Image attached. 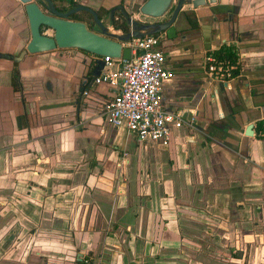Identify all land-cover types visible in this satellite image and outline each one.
Returning a JSON list of instances; mask_svg holds the SVG:
<instances>
[{"label": "crops", "instance_id": "obj_1", "mask_svg": "<svg viewBox=\"0 0 264 264\" xmlns=\"http://www.w3.org/2000/svg\"><path fill=\"white\" fill-rule=\"evenodd\" d=\"M183 9L164 42L174 77L163 103L185 118L168 146L109 123L108 84H94L77 114L95 55L28 53L26 104L0 58V264H264V0ZM229 28L242 38L240 74L219 82L206 58ZM30 39L25 3L0 0V52Z\"/></svg>", "mask_w": 264, "mask_h": 264}, {"label": "built area", "instance_id": "obj_2", "mask_svg": "<svg viewBox=\"0 0 264 264\" xmlns=\"http://www.w3.org/2000/svg\"><path fill=\"white\" fill-rule=\"evenodd\" d=\"M130 59L101 57L104 68L84 90L89 95L94 84H108L114 94L107 101L105 114L115 128L124 127L140 142L154 141L168 146L174 129L184 126V117L169 110L163 103V87L174 77L167 65V55L160 35L151 34L134 39ZM207 72L214 80L230 82L236 68L227 60L207 55ZM89 84V83H88Z\"/></svg>", "mask_w": 264, "mask_h": 264}, {"label": "water", "instance_id": "obj_3", "mask_svg": "<svg viewBox=\"0 0 264 264\" xmlns=\"http://www.w3.org/2000/svg\"><path fill=\"white\" fill-rule=\"evenodd\" d=\"M21 1L26 4L25 9L31 31V39L24 53L36 54L57 49L77 48L95 55L96 66L88 72V87L104 68L105 61L101 57L130 59L132 48L129 44L134 39L158 34L176 26L186 15L184 6L192 5L200 8L217 2V0H146L139 8L132 10L133 13L128 11L125 5L111 9L112 16L108 21V15L102 17L99 10L89 5H74L71 9L62 11L54 0H41L40 3L46 9L44 10L36 0ZM82 10L92 16L94 23L92 28H89L85 21L69 18ZM116 11L118 12L115 22ZM134 13L150 18H160L170 14V18L166 21H142L134 17ZM128 26L130 30L123 32L122 29H127ZM43 27L53 30V34L42 33ZM253 127L252 123L248 125L247 135H253Z\"/></svg>", "mask_w": 264, "mask_h": 264}, {"label": "flooded vegetation", "instance_id": "obj_4", "mask_svg": "<svg viewBox=\"0 0 264 264\" xmlns=\"http://www.w3.org/2000/svg\"><path fill=\"white\" fill-rule=\"evenodd\" d=\"M36 1L42 6V8L44 10H46L43 7L42 3H40L41 0H36ZM54 2L56 3V5H57V7L59 9H62V11H67V10L71 9L74 5H79V4L87 5V4L83 3L82 0H54ZM117 2H118L117 4H114V5H111V6L102 5V7H100V9H97V10H99V12L102 15V17H105L106 15H108V18H109L108 21H110V18L112 16L111 9H113L115 7H119L120 5H125L126 9L128 11H130L131 13H133L132 10L137 9V8H139L140 5H142V4L137 3V2L134 3V0H118ZM117 12L118 11L115 12V22H116V19H117ZM84 15H87V17L84 16ZM232 16H233L232 14H229V16L226 18V21L228 23L231 22ZM69 18L73 19V20L85 21L88 24L89 28H92V26L94 25V23L92 22V16L88 12L83 11V10L74 13ZM88 18H89V20H88ZM169 18H170V14L167 15V16L165 15V16L160 17V18H153V20L154 21H166ZM183 19L184 18H182V20ZM182 20L178 23V25L182 23ZM173 27H175V26H172L170 29L157 34V35H160L161 38H162V47L163 48H164V42L166 41L168 36L171 35V34L174 35V33L171 31ZM44 28L48 29L47 27H43L42 28V33H46L44 31ZM129 30H130L129 26H128L127 29H122L123 32L129 31ZM178 33L179 32L176 31L175 35H177ZM241 42H242V38L239 37L238 33H236V31H233L231 28H229L226 37H224V44L237 47L238 43L240 44ZM25 50H26V48L22 49L21 51H19L17 53L0 52V58L8 59V60L12 61V63H13L12 84H13V71H14V69L16 68V66L19 68V65H20L21 61L28 54V52L24 53ZM164 51H165V49H164ZM6 53L12 54V55H14V57L13 58H8V57L5 56ZM165 53H166V51H165ZM166 55H167V53H166ZM167 62H168V55H167ZM20 78H21L20 81H21L23 90H22V92L16 90L15 88H14V90L19 93V96L21 97L23 103L26 104V92H25L23 81H22V77L20 76ZM87 86H88L87 77H84V79L82 80V82L80 84L79 90L75 94V99H77L76 108H78V105H80V107H79L80 110L82 108V105H84V101L87 99V96H89V95H84V90H85V88H87ZM13 87H14V85H13ZM106 103H107V101L105 102V105H106ZM80 110L78 111V109H77V114L78 115L80 113ZM124 163H126V162H124L123 159H121L118 162V164H117L118 165V168H117V176L118 177H122V174H124L123 172H121L122 171L121 168H124ZM85 259H86L85 256H78V258L75 259V263L82 264L83 263L82 260L86 261Z\"/></svg>", "mask_w": 264, "mask_h": 264}, {"label": "trees", "instance_id": "obj_5", "mask_svg": "<svg viewBox=\"0 0 264 264\" xmlns=\"http://www.w3.org/2000/svg\"><path fill=\"white\" fill-rule=\"evenodd\" d=\"M211 54H213L218 60H227L229 61L231 64H234L236 66V68L233 70V74L235 76L240 74V65L238 63V50L236 47L231 46V45H227V44H223L222 47L218 50H215L213 52H210ZM6 57L8 58H13L14 55L6 53L5 54ZM20 71L19 68L16 66V68L13 71V85L14 88L20 92H22L23 87L20 81ZM80 105H78V111L80 110Z\"/></svg>", "mask_w": 264, "mask_h": 264}, {"label": "rangeland", "instance_id": "obj_6", "mask_svg": "<svg viewBox=\"0 0 264 264\" xmlns=\"http://www.w3.org/2000/svg\"><path fill=\"white\" fill-rule=\"evenodd\" d=\"M84 16H86L87 17V15H84ZM140 20H142V21H146V20H148V18L146 17V16H143V15H139V17H138ZM88 20H89V18H88ZM44 31L47 33V34H50V35H52L53 34V30H51V29H45L44 28ZM25 244H23V246H24ZM22 245H21V247H23ZM38 246V245H37Z\"/></svg>", "mask_w": 264, "mask_h": 264}]
</instances>
